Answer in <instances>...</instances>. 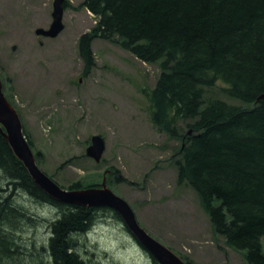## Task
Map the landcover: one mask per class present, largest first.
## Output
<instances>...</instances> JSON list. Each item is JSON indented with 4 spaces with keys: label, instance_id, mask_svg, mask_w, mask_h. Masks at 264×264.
Segmentation results:
<instances>
[{
    "label": "rangeland",
    "instance_id": "rangeland-1",
    "mask_svg": "<svg viewBox=\"0 0 264 264\" xmlns=\"http://www.w3.org/2000/svg\"><path fill=\"white\" fill-rule=\"evenodd\" d=\"M53 1L0 0V76L34 151H43L39 167L65 188L107 177L152 236L195 264H247L243 251L214 233L195 190L177 182L174 160L182 142L157 130L143 93L155 86L159 64L137 59L117 40L98 38L95 65L85 73L78 42L96 17L81 6L83 0H67L64 30L55 38L39 36L36 30L53 21ZM226 87L218 81L206 96L240 105ZM97 134L106 141L100 161L87 155ZM112 168L128 181L111 182ZM17 199L31 216L17 235L27 253L21 263L55 264L49 239L60 211L24 191ZM97 213L88 231L73 235L85 264H154L123 220Z\"/></svg>",
    "mask_w": 264,
    "mask_h": 264
},
{
    "label": "trees",
    "instance_id": "trees-1",
    "mask_svg": "<svg viewBox=\"0 0 264 264\" xmlns=\"http://www.w3.org/2000/svg\"><path fill=\"white\" fill-rule=\"evenodd\" d=\"M81 6L96 17L78 42L85 73L95 65L98 38L117 40L137 59L159 64L155 86L143 93L157 130L182 142L174 160L178 184L195 190L214 233L243 251L247 264H264V100H257L264 93V0H83ZM218 81L240 105L206 96ZM112 169L111 182L128 181ZM93 186L100 184L76 182L68 189ZM19 191L60 211L49 239L55 264H85L73 235L88 231L97 211L122 220L108 207L49 196L0 132V264H22L27 254L17 235L31 216Z\"/></svg>",
    "mask_w": 264,
    "mask_h": 264
},
{
    "label": "water",
    "instance_id": "water-1",
    "mask_svg": "<svg viewBox=\"0 0 264 264\" xmlns=\"http://www.w3.org/2000/svg\"><path fill=\"white\" fill-rule=\"evenodd\" d=\"M65 0H54L52 17L49 28H38L39 36L55 38L65 28ZM264 100V93L258 99ZM0 132L6 137L17 158L23 162L35 183L52 198L69 205L84 207H108L116 211L123 219L125 226L138 243L146 249L160 264H188L170 247L152 236L144 228L132 205L121 195L117 194L107 184L106 178L100 187L67 189L44 172L37 163V158L43 151H33L24 132L21 116L4 92L3 80L0 76ZM191 133V130L189 131ZM106 149V141L102 135H94L92 143L87 148V155L100 161Z\"/></svg>",
    "mask_w": 264,
    "mask_h": 264
},
{
    "label": "flooded vegetation",
    "instance_id": "flooded-vegetation-1",
    "mask_svg": "<svg viewBox=\"0 0 264 264\" xmlns=\"http://www.w3.org/2000/svg\"><path fill=\"white\" fill-rule=\"evenodd\" d=\"M108 172H110V173H114V170L112 171V169H111V171L109 170ZM106 178V180H107V177H105ZM104 178V179H105ZM103 182V181H102ZM102 182L101 183H99L100 184V186H101V184H102ZM100 186H93V187H100Z\"/></svg>",
    "mask_w": 264,
    "mask_h": 264
}]
</instances>
